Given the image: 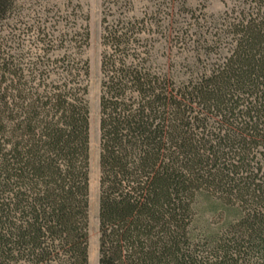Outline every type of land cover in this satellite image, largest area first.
Masks as SVG:
<instances>
[{"label":"trees","instance_id":"obj_1","mask_svg":"<svg viewBox=\"0 0 264 264\" xmlns=\"http://www.w3.org/2000/svg\"><path fill=\"white\" fill-rule=\"evenodd\" d=\"M136 1L101 4L98 264H264V0L182 26ZM53 6L0 44V264L89 263L88 19Z\"/></svg>","mask_w":264,"mask_h":264},{"label":"rangeland","instance_id":"obj_2","mask_svg":"<svg viewBox=\"0 0 264 264\" xmlns=\"http://www.w3.org/2000/svg\"><path fill=\"white\" fill-rule=\"evenodd\" d=\"M59 0H18L16 12L0 22V44L3 49H21L34 35V28L40 27L44 21L49 23L55 11L54 4ZM158 0H137L135 14L139 15L149 9ZM83 14L87 17L89 44L84 57L89 64L86 102L89 112V208H88V264H98V201H99V96H100V54H101V4L102 0H77ZM165 5L173 9L175 24L185 23L203 25L217 24L225 13L238 6L236 0H165ZM193 15V16H192ZM179 16V17H178ZM191 16L193 17L190 20ZM201 21H199V19ZM198 19L196 22L194 19ZM48 27L49 25L46 24ZM194 29L192 26L190 30ZM167 44H160L155 55L157 65L170 69L191 53L176 54L169 51ZM8 50V49H7ZM15 51V50H12ZM172 61V62H170Z\"/></svg>","mask_w":264,"mask_h":264}]
</instances>
